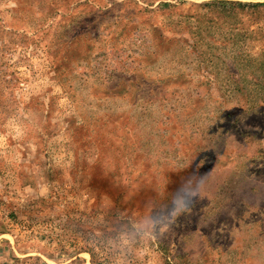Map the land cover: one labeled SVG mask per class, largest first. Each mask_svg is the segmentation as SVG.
<instances>
[{
    "label": "rangeland",
    "instance_id": "rangeland-1",
    "mask_svg": "<svg viewBox=\"0 0 264 264\" xmlns=\"http://www.w3.org/2000/svg\"><path fill=\"white\" fill-rule=\"evenodd\" d=\"M211 1L0 0V264H264V100L226 77L264 7Z\"/></svg>",
    "mask_w": 264,
    "mask_h": 264
},
{
    "label": "trees",
    "instance_id": "trees-1",
    "mask_svg": "<svg viewBox=\"0 0 264 264\" xmlns=\"http://www.w3.org/2000/svg\"><path fill=\"white\" fill-rule=\"evenodd\" d=\"M211 5L218 4L219 6H224L227 8L225 11H221L222 14H228L229 12L231 13H236V9L240 7L241 9L244 8H249L252 9V11L256 7H264V3H241V2H234L231 0H215L210 2ZM210 5V6H211ZM241 35V34H239ZM238 35V38L232 43V50H233V59L231 62L232 68H230V73L227 74V79L231 83L232 88L235 89V91L240 93V96L242 97L241 100V106L243 107V110L246 112L252 107L250 105V102L254 101L258 97L261 98V100H264V58H256L251 56H248L247 52L242 48L244 45V40H242ZM224 48V47H221ZM225 57L224 59L221 60V63H225ZM205 60V59H204ZM243 67V68H242ZM251 67L250 73L248 74L246 69H249ZM244 69V73L242 72ZM255 70V72L260 73V75L252 74L251 71ZM252 75V76H251ZM251 77V78H250ZM250 78V79H249ZM248 81V82H247ZM249 81L253 83L254 87H260L262 90L257 91V90H249L246 86L248 85ZM137 87H139L137 85ZM261 104L257 105V108L264 105V102H260ZM254 107L256 106L253 104ZM257 108L255 111H257ZM250 137H253L254 135H257V133L253 130L248 131L247 134ZM260 136H264V132L260 133ZM249 137V138H250ZM257 138V137H256ZM91 182L92 185L97 186L96 182H100L99 176L96 177V175H91ZM98 187V186H97ZM1 204H5L4 200L0 199ZM87 252V251H86ZM90 254V252H87ZM92 255V254H91Z\"/></svg>",
    "mask_w": 264,
    "mask_h": 264
}]
</instances>
